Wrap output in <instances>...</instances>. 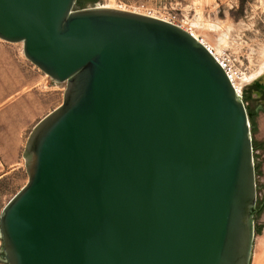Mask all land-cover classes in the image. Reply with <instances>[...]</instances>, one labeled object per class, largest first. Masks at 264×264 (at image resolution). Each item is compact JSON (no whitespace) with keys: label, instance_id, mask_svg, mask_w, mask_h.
Wrapping results in <instances>:
<instances>
[{"label":"water","instance_id":"obj_1","mask_svg":"<svg viewBox=\"0 0 264 264\" xmlns=\"http://www.w3.org/2000/svg\"><path fill=\"white\" fill-rule=\"evenodd\" d=\"M0 39L66 83L27 138L1 263L250 264L252 124L203 40L78 0H0Z\"/></svg>","mask_w":264,"mask_h":264},{"label":"rangeland","instance_id":"obj_2","mask_svg":"<svg viewBox=\"0 0 264 264\" xmlns=\"http://www.w3.org/2000/svg\"><path fill=\"white\" fill-rule=\"evenodd\" d=\"M93 4L136 11L178 24L194 32L217 56L229 59L233 69L245 78L258 73L263 64L264 0H97L87 2L86 6ZM223 35L226 42L218 48ZM43 77L50 79L26 58L22 42L0 39V215L29 180L23 152L31 129L63 100L66 83L50 79L52 87L46 89L41 83ZM15 87L18 92H11ZM239 91L243 96L245 92L251 94V99L245 100L247 107L264 104V72L245 80ZM256 120L253 139L264 135V114L260 112ZM257 179L264 188V174ZM263 190L259 189L258 194H263ZM254 224L250 264H264V212L254 218Z\"/></svg>","mask_w":264,"mask_h":264},{"label":"flooded vegetation","instance_id":"obj_3","mask_svg":"<svg viewBox=\"0 0 264 264\" xmlns=\"http://www.w3.org/2000/svg\"><path fill=\"white\" fill-rule=\"evenodd\" d=\"M244 99L248 102L251 99V94L249 92H245ZM248 113L250 121H252V130L255 132L257 130V120L256 116L262 112L264 114V104L261 102L253 108L251 105L248 104ZM253 146H254V160H255V171H256V185H257V202H256V212L254 214V218H258L261 213L264 212V190L263 194H258V190L264 189L263 186L259 185L257 176L260 177L264 174V170L262 167V159L264 160V135L262 138L253 139ZM256 153V154H255ZM261 225V224H260ZM260 226H258L259 228Z\"/></svg>","mask_w":264,"mask_h":264},{"label":"bare ground","instance_id":"obj_4","mask_svg":"<svg viewBox=\"0 0 264 264\" xmlns=\"http://www.w3.org/2000/svg\"><path fill=\"white\" fill-rule=\"evenodd\" d=\"M192 32V31H191ZM195 36H197L194 32H192ZM224 42H226V40H225V36L223 35V37H221L220 39H219V41H218V48H220L222 45H224ZM214 53V52H213ZM214 55L218 58H220V56H217L215 53H214ZM264 72V59H263V64L261 65V67H260V71L257 73L258 75L259 74H261V73H263ZM253 74L252 76H250V77H247L246 76V78H245V76H241V73L239 72V71H236V75L238 76L237 78V82H236V86H237V89L239 90V88H240V85L245 81V80H247L248 78H250V79H252V78H254V77H257V74ZM238 82H239V84H238ZM264 259V258H263ZM262 263H264V262H262Z\"/></svg>","mask_w":264,"mask_h":264},{"label":"built area","instance_id":"obj_5","mask_svg":"<svg viewBox=\"0 0 264 264\" xmlns=\"http://www.w3.org/2000/svg\"><path fill=\"white\" fill-rule=\"evenodd\" d=\"M210 48V47H209ZM211 49V48H210ZM211 52L213 53V50L211 49ZM214 54V53H213ZM218 61L221 63V65L223 66V68L226 70L230 80L232 81V83L235 85V87L237 88L236 86V82L238 81L237 79V75H236V70L233 69L231 63H230V60L227 59V58H224V57H221L220 58L218 57L217 58Z\"/></svg>","mask_w":264,"mask_h":264},{"label":"crops","instance_id":"obj_6","mask_svg":"<svg viewBox=\"0 0 264 264\" xmlns=\"http://www.w3.org/2000/svg\"><path fill=\"white\" fill-rule=\"evenodd\" d=\"M51 79V78H50ZM50 79H48V80H46L44 77L42 78V80H41V83L44 85V88H46V89H50L51 87H52V84H51V80ZM53 82H55L54 80H53ZM14 91H16V92H18V87H15V88H13V89H11V92H14ZM9 97H6L5 99L7 100ZM58 107V106H57ZM55 109V108H54ZM53 109V110H54ZM51 112V111H50ZM50 112H48L47 114H49ZM47 114H45V115H43L42 117H40L37 121H36V123L34 124V126L42 119V118H44ZM33 126V127H34ZM33 129V128H32ZM31 129V130H32ZM31 132V131H30Z\"/></svg>","mask_w":264,"mask_h":264},{"label":"trees","instance_id":"obj_7","mask_svg":"<svg viewBox=\"0 0 264 264\" xmlns=\"http://www.w3.org/2000/svg\"><path fill=\"white\" fill-rule=\"evenodd\" d=\"M97 0H78V4L81 7H85L87 2H96Z\"/></svg>","mask_w":264,"mask_h":264}]
</instances>
